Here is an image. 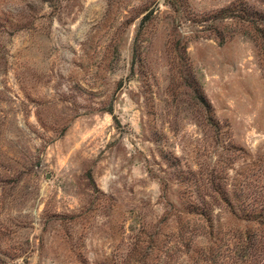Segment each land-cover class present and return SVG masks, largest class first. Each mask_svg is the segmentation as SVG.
Returning a JSON list of instances; mask_svg holds the SVG:
<instances>
[{"label":"rangeland","instance_id":"1","mask_svg":"<svg viewBox=\"0 0 264 264\" xmlns=\"http://www.w3.org/2000/svg\"><path fill=\"white\" fill-rule=\"evenodd\" d=\"M238 1L264 11L178 0V22L166 0H0V264L167 259L188 191L231 195L237 172L264 162L256 49L234 25L218 44L206 20ZM214 213L233 226L223 205Z\"/></svg>","mask_w":264,"mask_h":264},{"label":"trees","instance_id":"2","mask_svg":"<svg viewBox=\"0 0 264 264\" xmlns=\"http://www.w3.org/2000/svg\"><path fill=\"white\" fill-rule=\"evenodd\" d=\"M166 4L178 21V0H166ZM206 20H210L211 24L218 22V26L212 28L218 44L226 38L223 29L228 25L239 27L241 33L252 41L264 72V11L238 1L213 10L206 15ZM167 45L177 54V64L188 68L183 37L172 35L168 37ZM183 77L187 84H190V79L194 84L195 78L190 74ZM194 90L198 92L196 87ZM197 98L209 113L210 105L206 99L199 92ZM243 167L235 176L231 195L219 190L215 183L210 184L211 193L188 191L181 203L182 211L171 218V228L165 235L167 240L161 245L162 252L166 246L170 253L167 259H158L153 264H180V254L186 256L185 264H205L207 261L217 264H264V162L256 157ZM221 205L234 219L233 226L227 230H221L216 223L214 209ZM166 217L162 220L165 221ZM237 221L244 224L239 225ZM251 221L256 223L255 228L249 226ZM172 255L174 258L169 259Z\"/></svg>","mask_w":264,"mask_h":264}]
</instances>
